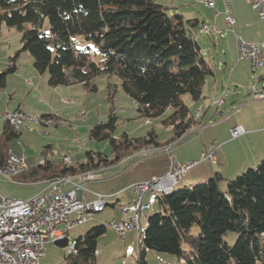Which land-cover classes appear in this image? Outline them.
<instances>
[{
    "label": "trees",
    "instance_id": "obj_1",
    "mask_svg": "<svg viewBox=\"0 0 264 264\" xmlns=\"http://www.w3.org/2000/svg\"><path fill=\"white\" fill-rule=\"evenodd\" d=\"M167 8L153 0H0V32L4 25L20 30V52L30 51L36 70L48 72L50 86L83 83L96 90L94 77L116 76L140 115L150 121L159 118L172 133L164 143L154 130L142 138L116 136L117 117L112 112L108 121L90 130L91 138L110 142L112 157L88 150L86 159L74 166L45 154L42 162L18 174V181L96 171L152 144L175 146L194 134L191 129L203 120L194 119L196 112L183 95L202 102L214 70L194 35L200 21H185L181 13L171 16ZM77 34L94 42L96 49L77 50L72 41ZM17 56L8 58L7 67L0 70V91L19 67ZM5 124L0 166L11 154L10 141L20 134ZM157 200L159 211L147 217L140 234L138 264H149V250L176 255L184 264H264V159L234 178L214 172L203 182L160 194ZM228 231L238 233L233 246L223 238ZM106 232L107 227L99 225L75 238L77 252L68 254L65 264H98V240Z\"/></svg>",
    "mask_w": 264,
    "mask_h": 264
},
{
    "label": "rangeland",
    "instance_id": "obj_2",
    "mask_svg": "<svg viewBox=\"0 0 264 264\" xmlns=\"http://www.w3.org/2000/svg\"><path fill=\"white\" fill-rule=\"evenodd\" d=\"M153 1L167 6V12L171 16L176 13H181L184 16L185 21L189 19L191 16L190 13H192L194 9L198 14H200V16L206 15V11L204 9L205 6L203 3L207 0ZM186 25L188 28L187 23ZM210 27L213 26L210 25ZM202 30V28L201 31L199 28L196 29L194 32L195 38L202 45L203 50H205V57L212 64L213 70L215 72H219L217 63L219 59L221 60V58H223V55L215 50L208 34L205 32L203 33ZM0 33V70H4V68H6L9 51H13V56L18 55L17 59L20 60L23 69L19 74H9L7 77L8 80L6 86L0 91V116L3 115L7 110L14 109L18 106H21L26 115L31 117L38 118L40 116L42 117L44 113H50L52 111L51 107L53 108L54 103H56L58 100L60 101V96L56 92H53L52 86L48 84V72H46L47 76L39 72L37 74L34 72V77L30 75L31 73H28L27 70L34 68V62L31 59L33 56L28 50L20 52L22 49L21 32L17 27H9L4 25ZM72 41L77 50H87L91 53L96 49L94 42L87 40L83 34L75 35ZM263 42L264 41L259 43ZM206 43L210 45V49L206 47ZM263 70L264 67L262 66L258 71H256L257 75H260ZM251 71L252 74L247 83L240 85L238 88H235L234 85L231 87L232 90L242 92V94H240L238 97L240 99L246 98L245 93H252L249 85L251 82L257 81L252 64ZM209 78L210 76H208L207 80ZM29 79L31 80V83L28 82ZM92 81L97 86L96 90H89L87 93L77 90L73 92L72 95H68V98L63 100L64 102L60 101L59 107L61 108V111L65 112L61 114L62 118L60 117V119L63 121L60 122L61 124L44 125L42 123H27L26 126H23L21 129L24 132V135L21 136L22 147L16 144V148L19 150L17 153L24 154L29 157V162L31 159H34L36 162H38L40 159L44 158L43 156H45V154L50 159L57 161H62L64 156H68L71 158V164L74 166L79 165L82 160L84 161L86 159V152L88 150H91L95 155L98 152H102L110 158L112 157V148L110 142L107 139L98 140L91 138L90 130L95 124L108 121L112 112L117 117V126L115 130L116 136L127 133L129 137L142 138L147 137L149 132L154 130L158 135L157 137L160 143H164L171 137V128L164 126L159 118H152L153 121L150 122L148 121V118L140 115L139 111L137 110L136 102L121 85L119 78L116 76L108 77L107 75H98L94 77ZM256 84L261 86L262 83L258 81ZM207 88L208 84L205 85V90H208ZM183 101L190 107L192 112H194L195 108L201 104V102L192 100L188 94L183 95ZM52 112H54V110ZM169 112L170 111L168 110L167 114H169ZM217 118L218 117L215 115L212 117L210 116V118L206 120V126L201 127V124L195 126L197 132L185 137L183 141L177 144L172 150L176 152V149H178L179 146L185 144V142L188 143L190 141L192 142L199 140V138L202 137V132L204 130L205 132L203 136H209L210 132L207 131L211 128L212 124L216 123ZM3 122L4 120L1 119L0 140L2 131L4 129L1 128ZM29 127L34 128V130L31 131ZM198 127H201V129H198ZM14 143H17V139H13L10 144L11 148H13L12 146ZM48 145H51L54 148L52 150L46 148ZM147 148L157 150L153 144ZM167 153H169L167 150H157L155 152L153 151L152 154L139 156L132 161H128L127 163L125 162L127 160L126 158L117 162L116 164H112L107 167H101L96 170V172H99V176H101L98 178L97 182L114 176L116 178L109 180L106 183H102L100 185L102 188H99L98 191L94 188L91 189L90 185L89 188L91 191L97 194L98 192H104V190H106L109 186H117L128 179L142 178L144 175L150 172L149 168L138 169L141 167L143 162L147 161L148 159H157L161 161L163 158L162 155H167ZM156 163L158 164H155L154 167L158 168L161 167L163 162ZM116 169L121 171L117 172L118 174L114 176H110L109 174L113 171L115 172ZM150 178L146 180L137 179L132 183V185L138 182L148 181ZM208 178L209 177H207V179ZM204 180H206V178L195 182V184L203 182ZM16 183L17 182L14 181L11 176L4 175V178H0V190H2L8 198L29 200L34 195L38 194V190L41 189V187L34 188V186L31 187V185H21ZM177 189H179V184L175 185V190ZM152 194H154V205L151 210L149 209V215L159 211V205L156 199L157 196L160 195V192L155 191ZM115 199L116 198H113V200ZM111 200L112 197H107V202L109 204L114 202ZM119 203L123 204L124 206L127 205V198L122 197ZM114 216L117 220H121L124 214H122L119 208L113 209L110 205H108L105 211L97 212L95 214L94 220L92 218L85 224L76 225L74 228L70 229L69 235L73 238H76L79 235H84L85 232L92 227L105 225L106 222L111 221ZM140 222L141 228L128 231L126 233V240L121 238V234L118 231L116 232L113 230V228L107 227V232L104 234L105 236H101L98 240V264H138L139 237L147 227L149 221L142 218ZM223 238L228 245L233 246L237 241L238 233L236 231H228L225 233ZM126 241H131L134 243L132 245H127L126 247ZM262 243L264 245V239H262ZM45 249L46 254L44 259L41 260L40 264L66 263L68 255L66 248H61L55 245L52 241H48L45 244ZM126 249L127 252H125ZM159 255L172 257L174 261L164 260L163 262L159 258ZM147 261L150 264L151 262L156 264H170L171 262H174L173 264H178V258L176 255L157 252L154 250L148 251Z\"/></svg>",
    "mask_w": 264,
    "mask_h": 264
},
{
    "label": "crops",
    "instance_id": "obj_3",
    "mask_svg": "<svg viewBox=\"0 0 264 264\" xmlns=\"http://www.w3.org/2000/svg\"><path fill=\"white\" fill-rule=\"evenodd\" d=\"M194 1H198V0H194ZM213 1L215 4L212 7L206 5L205 2L203 3L205 6L204 9L206 11V15L200 16V14H198L197 11L194 9V11L190 13L191 16L189 17V19L192 20L198 19L200 21L199 23L200 31L202 25H204L205 23L224 32V35L220 37L219 35L215 34L213 31L207 33L210 38V41L212 42L213 47L217 52L223 55V58H221V60L219 59L217 63V68L219 72L214 71V75H211L210 78L207 80L206 84H208V88H207L208 90H205V86H204L203 89L204 99L201 102V104H199L200 106L196 107L194 111L196 112L200 107H204V111L202 114V120H203L201 124L203 125L202 127L206 126V120L209 119L210 116L212 117L213 115L218 117L216 123L212 124L211 128L208 129L207 132H210L209 136L207 137L203 136L205 132L204 130L202 132V137H200L199 140L192 142L190 141L188 143L185 142V144L179 146L178 149H176V152L172 150L176 145L175 146L172 145V148L167 150L169 151V153H167V155H162L163 158L161 161L157 159L156 160L148 159L147 161H144L141 167L138 169L149 168L150 172L144 175V177L137 179L146 180L152 177L153 175H163L170 168L173 159H175L177 162H186L190 160L199 161L201 159L200 157L202 151L206 148V146L210 145L211 143L217 144V149L215 154L218 161L216 163H210L209 161H200L198 164L193 166L189 170L187 175H185L182 178V180L178 183L179 188L184 187L186 185H192L195 182L205 178L207 179V177L212 176L214 172H221V174H223L225 179L234 178L243 171H245L246 169H248L249 167L256 166L264 159V101L260 99L258 93L253 92L251 89L250 90L252 91V93H245L246 98L244 99L238 98L240 94H242V92H238L236 90L231 89L233 85L235 86V88H238L240 85L247 83L252 74L250 60L246 58L240 60L239 58L238 48H237L238 36H241L246 41H250V42L264 41V20L258 17L257 9H255L248 0H231L233 11L237 18V24L235 26L233 25L229 26L228 23L226 22V13L222 1L221 0H213ZM206 47L210 49V45L208 43H206ZM8 54H9L8 58L12 57L13 51H9ZM31 59L34 62V59L33 58ZM8 63H9V59L6 62V67ZM16 63L19 65V67L14 73L19 74L23 70L22 64L18 59H16ZM27 71L28 73H31L30 75H32L33 77L35 76L34 72H36V74L38 73L35 67ZM41 74L47 76L46 72ZM259 76H260V82L262 83L261 86H263L264 70L260 73ZM28 82L31 83V80L29 79ZM77 90H81L84 93L89 92V89L83 83H77L68 86L66 85H60L56 87L52 86V91L56 92L60 96L61 102H64L63 100L65 98H68L67 97L68 95L69 96L72 95V93ZM60 101L59 100L56 101V103H54L53 108L51 107V110L52 111L54 110V112L51 111L50 113H44L43 115L53 114L55 116H58L59 118L60 117L62 118L61 114L65 112L61 111V108L59 107ZM219 101H222V103L218 104L217 102ZM18 109L23 110L21 106H18L14 109H10L7 111H14ZM5 123L6 122L4 121L1 127L2 129L5 128L6 125ZM238 124L244 125V127L247 130V133L241 137L233 138L231 136L230 130L232 127ZM21 129H19V133H20L18 135L19 137L15 138L17 139V143H14V145L12 146L13 148H11L10 146L13 140H11L9 143L11 153L13 154H19L17 153L19 150L16 148V144L22 147L21 136L24 135V132ZM193 129H195V127ZM198 129H201V127H198ZM193 132L196 133L197 130H194ZM2 141H3V135L1 134L0 144L2 143ZM164 147H162L161 151L166 150L163 149ZM43 159H40L38 162H36V160L34 159H31V161L29 162L28 161L29 157L26 156L27 164L29 167L36 165L39 162H42ZM156 162H163V163L161 164V167L155 168L154 167L155 164H158ZM120 171L121 170L116 169L115 172L113 171L109 175L114 176L118 174L117 172ZM98 173L99 172L97 171L95 177L93 179L86 181V184L84 182L85 188L83 191L80 192V196L85 201L93 200L96 197V193L91 191L90 188L97 189L98 191L99 188H102V186H100L102 183H106L109 180H113L114 178H116L114 176L97 182L98 178L101 177L99 176ZM2 177L4 178V175H0V178ZM137 179H128L117 186L116 185L113 187L109 186L106 190H104V192H98V193L107 194L106 195L107 197H112L111 201L114 202L110 204L108 203V205H110L113 209L119 208V210L121 211L122 207L124 206L123 204L119 203L122 197L127 198V205L133 202V200L137 197L136 196L137 194L135 193L132 187V183L135 182ZM16 184L31 185V187L34 186V188L41 187V189L38 190L37 192L39 193L47 188L46 186L48 185V181H41V182L21 181V182H17ZM152 193L153 192L151 193L146 192L142 199L144 203H150L151 205V207L149 208L150 210L153 208L154 205L153 204L154 194ZM1 196L6 197V195L2 190H0V200H1ZM113 198L116 199L113 200ZM156 201L158 202L157 199ZM149 209H146L144 211L143 215L140 218V221L142 220V218L147 219V217L149 216L148 214ZM94 219H95V215L93 217V220ZM112 219H116L115 216ZM140 228H141V222H140ZM68 236L70 237L69 231H68ZM126 236H127L126 234L124 235V237H122L121 235V238L126 240ZM70 238L75 239L73 237ZM133 243L134 242L131 241L125 242L126 247L127 245L130 244L132 245ZM125 252H127V249L125 250ZM159 258L163 262L164 260L174 261L172 257L159 255ZM43 259L44 257L41 260ZM173 263L174 262H171L170 264ZM177 263L181 264L182 262L178 260ZM151 264H156V263L151 262Z\"/></svg>",
    "mask_w": 264,
    "mask_h": 264
},
{
    "label": "built area",
    "instance_id": "obj_4",
    "mask_svg": "<svg viewBox=\"0 0 264 264\" xmlns=\"http://www.w3.org/2000/svg\"><path fill=\"white\" fill-rule=\"evenodd\" d=\"M229 26L237 24V18L234 14L231 0H222ZM252 6L257 9L258 17L264 20V0H248ZM206 5L214 6V1H205ZM202 31L210 33L213 31L219 36L224 32L210 25H202ZM238 55L240 59H249L257 81L250 83L249 88L259 94L264 101V85L258 86L256 82L260 81L258 71L264 65V42H248L241 36L237 40ZM221 104L222 101L217 102ZM204 107H200L194 119L200 121ZM9 122L14 129L19 130L27 123L61 124L63 122L58 116L54 117H31L27 116L23 110L6 111L0 116V120ZM150 121V120H148ZM151 122V121H150ZM203 126V125H202ZM201 126V127H202ZM31 131L34 128L29 127ZM195 129H191L193 132ZM231 136L238 138L247 133L242 124L231 128ZM173 144L165 146L163 149L172 148ZM162 150V148H156ZM217 144L211 143L202 151L201 159L190 160L186 162H177L172 160L170 168L163 175H153L148 181H142L132 185L137 194L133 202L122 207L121 220L112 219L106 222L105 226L118 231L122 237L130 230L140 228V218L146 209L151 207L150 203L143 202V196L146 192L158 191L160 194H167L175 190L182 178L187 175L189 170L200 161H209L216 163ZM151 148H146L141 152L132 153L127 157L132 161L137 156L152 154ZM63 160L71 163L68 156ZM29 168L24 154L11 153L5 165L0 166V175L13 177L14 181L18 174ZM96 171H87L79 174H69L67 176L56 177L48 181L47 188L34 195L29 200L19 198H8L1 196L0 200V264H40V260L45 256V244L48 241L61 240L68 237V231L76 225L85 224L91 220L97 212H102L108 205L107 196L97 193L93 200L85 201L80 192L84 190V182L93 179ZM141 237H139V241ZM68 254L77 252L76 240L70 238L65 247ZM181 262H183L181 260Z\"/></svg>",
    "mask_w": 264,
    "mask_h": 264
},
{
    "label": "water",
    "instance_id": "obj_5",
    "mask_svg": "<svg viewBox=\"0 0 264 264\" xmlns=\"http://www.w3.org/2000/svg\"><path fill=\"white\" fill-rule=\"evenodd\" d=\"M69 240H70V237L68 236V237H66V238H64V239L56 240V241H54L53 243H54L55 245L61 247V248H65V247L68 245Z\"/></svg>",
    "mask_w": 264,
    "mask_h": 264
},
{
    "label": "bare ground",
    "instance_id": "obj_6",
    "mask_svg": "<svg viewBox=\"0 0 264 264\" xmlns=\"http://www.w3.org/2000/svg\"><path fill=\"white\" fill-rule=\"evenodd\" d=\"M241 60V59H240ZM12 126V125H11ZM13 127V126H12ZM241 137V136H240ZM218 161V160H217Z\"/></svg>",
    "mask_w": 264,
    "mask_h": 264
}]
</instances>
